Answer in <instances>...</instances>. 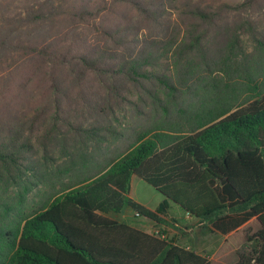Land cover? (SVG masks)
<instances>
[{
  "label": "trees",
  "instance_id": "obj_1",
  "mask_svg": "<svg viewBox=\"0 0 264 264\" xmlns=\"http://www.w3.org/2000/svg\"><path fill=\"white\" fill-rule=\"evenodd\" d=\"M259 1L0 0V264H212L171 204L225 237L212 260L264 264V71L236 58Z\"/></svg>",
  "mask_w": 264,
  "mask_h": 264
},
{
  "label": "rangeland",
  "instance_id": "obj_2",
  "mask_svg": "<svg viewBox=\"0 0 264 264\" xmlns=\"http://www.w3.org/2000/svg\"><path fill=\"white\" fill-rule=\"evenodd\" d=\"M223 1L230 5L241 2V0ZM259 3L261 5L257 4L255 7L245 6L243 9H241V11L237 12V18L239 19V22L240 19H250L251 21L253 20V24L257 27V29L259 31H264V1H259ZM239 37L242 42L236 47V49H238L236 58H241L243 55H254L259 58V67L261 69V72L264 71V50L254 49L256 42H252L251 39H249V36L246 35V33H244V35L240 34ZM218 40L220 42V39ZM216 45L217 41L215 39V43L213 41V49L216 48ZM104 147L105 145H102V149ZM93 148L89 147L87 151L91 152ZM58 151H62L61 146H49L48 153H52L54 156H58ZM24 180L25 177L21 176L20 181ZM9 189H11V195L15 194L19 189L18 183H14L11 181ZM36 191L37 188L32 189L29 192L26 198V203L30 204L32 203V201H35L37 199L38 192ZM129 197L148 209H154L158 202L163 198L162 195L153 187L143 182L136 176L131 177ZM110 216L130 223L143 230L144 232L151 233L153 231V226L148 220L135 217V215L131 211H129L128 208L124 209L122 213L116 216ZM168 216L170 219H174L176 221L175 223L169 222L171 223V225L165 228L169 238L175 237V239H178L181 243H188L192 245L199 253L202 252L203 255H207L212 264H232L234 262L235 257L233 253H229L219 259L212 260V256L220 246V244L223 242L225 238L224 236L215 231L201 230L195 222L191 221L188 217H185L183 212L176 205L171 204V208L168 211ZM181 233H186V236L182 235Z\"/></svg>",
  "mask_w": 264,
  "mask_h": 264
},
{
  "label": "crops",
  "instance_id": "obj_3",
  "mask_svg": "<svg viewBox=\"0 0 264 264\" xmlns=\"http://www.w3.org/2000/svg\"><path fill=\"white\" fill-rule=\"evenodd\" d=\"M184 214V213H183ZM185 217H187L185 214H184Z\"/></svg>",
  "mask_w": 264,
  "mask_h": 264
}]
</instances>
